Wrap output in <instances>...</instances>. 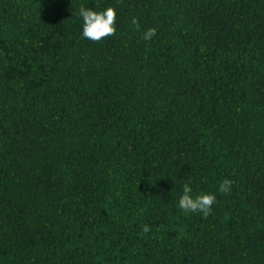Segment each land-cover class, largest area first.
I'll use <instances>...</instances> for the list:
<instances>
[{"label":"trees","instance_id":"trees-1","mask_svg":"<svg viewBox=\"0 0 264 264\" xmlns=\"http://www.w3.org/2000/svg\"><path fill=\"white\" fill-rule=\"evenodd\" d=\"M0 264H264V0H0Z\"/></svg>","mask_w":264,"mask_h":264},{"label":"clouds","instance_id":"clouds-1","mask_svg":"<svg viewBox=\"0 0 264 264\" xmlns=\"http://www.w3.org/2000/svg\"><path fill=\"white\" fill-rule=\"evenodd\" d=\"M79 16L83 20L82 37L93 42H100L107 37L113 36L116 33V9L113 6L107 7L103 11H96L92 8H86L81 5L79 8ZM130 23L135 26L138 31L140 22L136 17H132ZM157 33L156 28H149L143 34L145 41L151 40ZM233 181L225 178L218 187L220 194H229ZM217 196L215 193H199L193 195V189L190 184L183 185V194L179 198L178 206L185 213H201L205 217L211 213L212 205L216 203ZM144 233L150 231L148 225L142 228Z\"/></svg>","mask_w":264,"mask_h":264}]
</instances>
